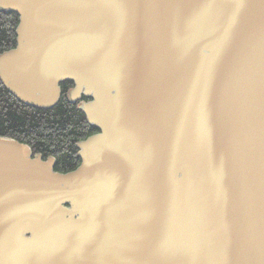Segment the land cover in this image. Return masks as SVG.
I'll return each instance as SVG.
<instances>
[{
	"label": "water",
	"instance_id": "water-1",
	"mask_svg": "<svg viewBox=\"0 0 264 264\" xmlns=\"http://www.w3.org/2000/svg\"><path fill=\"white\" fill-rule=\"evenodd\" d=\"M0 11L6 89L47 109L73 82L99 129L67 172L0 136V264H264V0Z\"/></svg>",
	"mask_w": 264,
	"mask_h": 264
},
{
	"label": "trees",
	"instance_id": "trees-1",
	"mask_svg": "<svg viewBox=\"0 0 264 264\" xmlns=\"http://www.w3.org/2000/svg\"><path fill=\"white\" fill-rule=\"evenodd\" d=\"M19 16L0 11V53L16 45ZM73 82L60 84L62 94L51 108L26 104L9 92L0 80V136L24 142L41 153L43 159L56 158L55 170L67 172L80 164L77 142L97 133L89 124L78 102L68 100L67 90Z\"/></svg>",
	"mask_w": 264,
	"mask_h": 264
},
{
	"label": "flooded vegetation",
	"instance_id": "flooded-vegetation-1",
	"mask_svg": "<svg viewBox=\"0 0 264 264\" xmlns=\"http://www.w3.org/2000/svg\"><path fill=\"white\" fill-rule=\"evenodd\" d=\"M74 85H72V87H73ZM72 87H70L68 90H67V96H68V93H69V90L72 88ZM84 100H87V98H83ZM79 104H80V102H78ZM56 204L58 203V202H55Z\"/></svg>",
	"mask_w": 264,
	"mask_h": 264
}]
</instances>
